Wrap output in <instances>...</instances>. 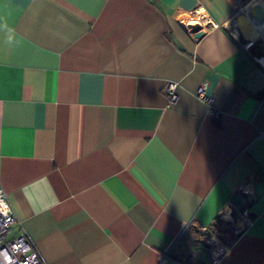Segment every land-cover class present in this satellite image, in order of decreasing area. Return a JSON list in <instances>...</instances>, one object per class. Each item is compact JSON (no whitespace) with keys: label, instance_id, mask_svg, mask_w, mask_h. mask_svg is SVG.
<instances>
[{"label":"crops","instance_id":"crops-1","mask_svg":"<svg viewBox=\"0 0 264 264\" xmlns=\"http://www.w3.org/2000/svg\"><path fill=\"white\" fill-rule=\"evenodd\" d=\"M255 7L264 0H0L10 236L24 229L47 264H211L187 227L244 207L246 181L253 224L214 264H264Z\"/></svg>","mask_w":264,"mask_h":264},{"label":"built area","instance_id":"built-area-1","mask_svg":"<svg viewBox=\"0 0 264 264\" xmlns=\"http://www.w3.org/2000/svg\"><path fill=\"white\" fill-rule=\"evenodd\" d=\"M179 83L170 81L167 83L169 102H175L178 98L177 89ZM196 96L209 106L211 114H217L214 107V96L206 93L205 86L196 89ZM238 190L246 197L244 207L235 210L232 216L231 208H224L219 213V218L227 222L234 235H239L253 224L249 213V205L255 200L254 189L246 181L238 185ZM16 221V216L11 202L0 185V264H47L37 249L28 233L22 229L11 237V225ZM187 235L192 240L203 242L208 248V258L211 264L219 261L228 251L229 244L223 243L216 235L208 233V229H197L195 226L187 227Z\"/></svg>","mask_w":264,"mask_h":264},{"label":"trees","instance_id":"trees-1","mask_svg":"<svg viewBox=\"0 0 264 264\" xmlns=\"http://www.w3.org/2000/svg\"><path fill=\"white\" fill-rule=\"evenodd\" d=\"M208 233L216 235L223 243L231 245L235 239L236 235L232 233L227 222L217 217L207 228Z\"/></svg>","mask_w":264,"mask_h":264},{"label":"water","instance_id":"water-1","mask_svg":"<svg viewBox=\"0 0 264 264\" xmlns=\"http://www.w3.org/2000/svg\"><path fill=\"white\" fill-rule=\"evenodd\" d=\"M252 14H253V17L257 20L264 19V11L259 7H255L253 9ZM200 35H201V32L196 33V36H200ZM232 216L235 217V212L232 213Z\"/></svg>","mask_w":264,"mask_h":264},{"label":"rangeland","instance_id":"rangeland-1","mask_svg":"<svg viewBox=\"0 0 264 264\" xmlns=\"http://www.w3.org/2000/svg\"><path fill=\"white\" fill-rule=\"evenodd\" d=\"M255 56L257 57V58H260V57H263L264 56V51H257L256 53H255Z\"/></svg>","mask_w":264,"mask_h":264}]
</instances>
